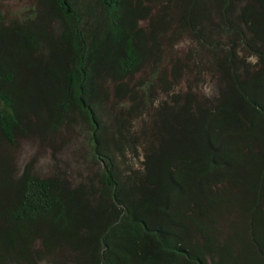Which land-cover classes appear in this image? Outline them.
<instances>
[{
    "label": "trees",
    "instance_id": "obj_1",
    "mask_svg": "<svg viewBox=\"0 0 264 264\" xmlns=\"http://www.w3.org/2000/svg\"><path fill=\"white\" fill-rule=\"evenodd\" d=\"M49 3L61 52L47 59L38 28L6 25L0 12V139L12 142L36 110L53 128L74 113L88 128L99 189L12 178L0 162V264H264V0L179 1L176 30L192 43L172 69L209 74L215 89L186 93L137 135L130 107L105 104L112 92L144 94L136 109L150 103L151 82L124 81L152 53L135 17L141 1Z\"/></svg>",
    "mask_w": 264,
    "mask_h": 264
},
{
    "label": "rangeland",
    "instance_id": "obj_2",
    "mask_svg": "<svg viewBox=\"0 0 264 264\" xmlns=\"http://www.w3.org/2000/svg\"><path fill=\"white\" fill-rule=\"evenodd\" d=\"M140 1L143 8L139 13L142 15L135 16L140 18L137 26L143 28L148 36L147 44L152 48V53L145 64L124 81L128 88H132L139 80L151 82L150 103L136 109V106L133 107L135 101L142 99L144 94L138 93L134 101H128L125 98L116 100L112 92L105 104L111 113L119 108L126 112L127 107H130L128 116L135 128L129 129L135 135L141 131L148 132L159 123L163 113L182 105L186 93L196 94L200 98L208 97L215 89L216 81L209 74L188 71L183 68L184 65H179L176 72L172 69L174 61H185L192 43L185 32L176 30V19L181 9L180 4H177L180 0ZM0 12L6 25L16 23L30 26L31 29L38 28L43 41L40 58H52V52L60 54L61 46L54 40L60 32V20L49 0H0ZM152 31L154 34H151ZM156 64L158 66L155 68ZM124 95H119V98L126 97ZM174 96L182 99L175 103ZM160 103L167 108L162 111L158 106ZM48 119L44 109L31 112L23 119V128L14 133L12 142L0 139V162L6 165L10 177L17 178L26 172L41 178H59L70 187L82 185L98 190L100 168L91 157L88 128L81 118L74 113L68 114L58 128L51 127ZM102 121L105 123V135L110 134L112 120L108 115H103ZM135 145L138 155H142L139 139ZM141 159V156L134 158L136 168L140 167Z\"/></svg>",
    "mask_w": 264,
    "mask_h": 264
}]
</instances>
